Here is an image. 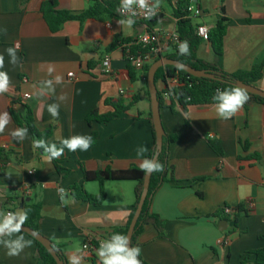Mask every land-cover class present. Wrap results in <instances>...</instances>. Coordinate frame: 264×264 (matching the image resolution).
<instances>
[{"label": "crops", "instance_id": "0c3cea01", "mask_svg": "<svg viewBox=\"0 0 264 264\" xmlns=\"http://www.w3.org/2000/svg\"><path fill=\"white\" fill-rule=\"evenodd\" d=\"M45 1L0 0V29H7L6 34L0 31V55L4 57L0 71H6L11 80L9 91L0 94V113L11 116L0 134V213L22 210L36 198L42 204L39 232L62 246L67 263L79 255L82 264H100L94 245L89 250L84 246L90 241L99 244L127 225L136 203L137 182L106 181L107 197L102 205L77 200L69 190L80 184L90 194L99 195L100 183L85 181L84 169L139 167L143 157L136 155V149L147 147L145 157L153 149L145 74L136 69L135 80L131 79L123 42L150 30L166 36L177 30L178 0H160L157 12L162 19L153 28L141 21L131 27L119 25L117 21L123 18L104 16L84 23L68 21L57 32L51 31L42 13ZM55 1L58 10L78 14L95 0ZM194 2L202 10L195 25L212 29L220 17L228 20L222 60L225 72L249 71L264 60V0ZM17 43L19 63L13 65L6 49ZM114 44L116 48L110 50ZM169 53L171 48L164 55ZM107 56L113 74L104 72L102 63ZM198 57L216 61L211 42L202 40ZM56 76L62 82L54 83L53 92L41 95L42 81H54ZM165 86L162 81L157 83L161 93ZM255 86L264 91V77ZM25 94L31 99L25 100ZM134 97H138L137 104L118 118L88 121L92 111L112 112L109 102L129 104ZM17 100L32 108L40 130L52 128L51 144L62 147L63 139L97 133L88 151L64 149L61 164L70 170L66 177L58 173L48 154L33 146L29 130L22 142L12 138L11 132L22 128L12 115V108L20 107L14 106ZM163 101L165 132L177 136L169 151L174 179L169 175L155 193L151 212L165 221V227L160 235L154 225L145 226L135 247L141 248L147 264H241L245 257L253 264V252L264 248V104L245 103L236 115L224 120L217 116L215 104L185 108L177 103L172 108ZM52 104L59 105L58 117L48 111ZM210 140L221 144L223 155L211 147ZM225 207L241 208L237 222L215 217ZM18 235L31 241V246L10 257L0 245V264H38L36 241L26 233Z\"/></svg>", "mask_w": 264, "mask_h": 264}, {"label": "trees", "instance_id": "16d2710c", "mask_svg": "<svg viewBox=\"0 0 264 264\" xmlns=\"http://www.w3.org/2000/svg\"><path fill=\"white\" fill-rule=\"evenodd\" d=\"M195 0H178L177 8H176V17L178 18L177 22V33L179 35L180 41H187L189 45V54L182 55L179 51V45L171 47V53L164 55L162 54L159 58H157L154 62L158 61L162 57L166 56L171 59H175L181 61L195 69L198 70H212L215 72L220 78L224 80L214 81L206 78H196L186 71L176 68L174 66H165L159 69L156 75V83L162 81L165 83V89L168 88L169 81L175 78H178L182 85L172 91L170 106L174 108V106L179 103L180 105L187 108L191 105H207V104H215L212 97L215 94L217 89H226L235 87L232 85V82L236 80H241L247 84L254 85L263 79L264 77V60L260 63L256 64L249 71H238L236 73L230 74L223 70L222 60L224 55V39L227 34V19L222 16L219 18L217 25L210 29V39L213 46L214 53L216 55V61L214 63L206 62L198 57V48L202 43V38L197 33L198 25L194 24V19L188 17L187 10L188 8L194 4ZM223 3V0H222ZM120 7V0H95L94 4L87 10L81 13H72L69 11H62L57 9V2L55 0H48L43 3L42 13L46 22L48 23L52 32H57L61 29V27L68 21H79L81 23L86 22L87 20L93 19L98 20L104 16L119 18L118 8ZM224 6H222V11H224ZM162 18L157 14L151 20L145 22L150 28H153L157 25V23ZM151 31V30H150ZM139 38H128L124 40V58L129 63V72L132 80H135L136 77V69L130 63V59L132 56L137 57L139 54L144 53L147 49H145L142 45L138 44ZM120 44V42H118ZM122 44V43H121ZM117 44H114L110 47V50L115 49ZM151 64H147L142 70L145 74L146 78V89L147 95L151 102V96L147 83V75L148 71L151 67ZM164 89V90H165ZM248 93V92H247ZM249 100L246 103V106L249 103L257 102L264 104V98L248 93ZM160 105L161 108L164 106V101L162 97V93L159 92ZM138 102V97H134L133 100L129 104H125L123 100H119L117 102H109L113 107V111L108 114H100L97 110L92 111L88 116V121H98V122H109L112 121L119 116L127 113L131 110L133 106H135ZM20 106L19 108H12V115L14 121L22 128H27L34 140L43 139L48 142L49 146L55 145L50 143V139L52 137L53 130L52 128L46 130H40L36 124L34 113L32 108L22 102L21 100H17L14 103V106ZM150 122L152 124V134L154 139V147L147 154L148 158L155 157L157 152V134L155 130V125L152 118V111L149 113ZM93 138V143L96 142L97 133H93L91 135ZM176 135H168L164 137L163 150L159 155V162L164 165L163 172H154L152 174L150 190L147 200L145 202L142 214L139 218V222L137 224L136 232L133 237V247H135L137 236L140 232H142L145 226L152 224L154 225L160 232V235H163V230L165 227V221L155 213L151 212L152 201L155 193L159 190L162 184L168 180L169 175H171L170 179H174V167L170 165V146L176 140ZM92 143V144H93ZM211 147L220 155H223V149L221 144L218 141H209ZM59 148L58 145H55ZM39 151L44 152L49 155L43 148H37ZM52 162L58 171V173L62 177H66L70 170L63 167L61 164V156L58 159H52ZM84 171V179L85 181H96L101 185V190L99 195H92L87 192L83 185L76 184L70 188V194L77 200L89 202L94 205H102L106 200L107 193L105 190L106 181H127L132 180L137 182L136 187V203L133 207L132 213L128 220V223L123 228L115 229L113 233H120L127 236L129 227L134 218V215L139 206L143 188H144V180L145 173L137 166H131L125 170H115L112 167H108L106 169H99L96 171H88L86 169ZM227 209L233 210V213H227ZM23 210L28 211V219L25 222V226L30 227L36 231H39V223L42 218V204L36 201V198H31L30 202L25 203ZM241 213V208L238 210L232 209L230 207H225L218 211L215 214L217 218H224L227 221H232V219L237 222L239 215ZM33 238V237H32ZM34 239V238H33ZM264 239V236L261 237ZM36 257L38 260V264H57L54 257L48 251V249L38 242L36 239ZM56 248L59 250V255L61 259L66 260L65 255L62 251V246H59L53 243ZM96 249H98L99 244H93ZM255 256L253 264H264V248L256 250L253 252ZM141 261L144 264H147L142 257L140 256ZM93 262L97 261L96 256L92 257ZM250 263L249 258L245 257L241 264Z\"/></svg>", "mask_w": 264, "mask_h": 264}, {"label": "clouds", "instance_id": "9594fccd", "mask_svg": "<svg viewBox=\"0 0 264 264\" xmlns=\"http://www.w3.org/2000/svg\"><path fill=\"white\" fill-rule=\"evenodd\" d=\"M160 0H120V7L118 12L121 15H126V19L118 20L119 25H127L131 27L135 20L133 17L138 13H143L146 18H151L156 14L159 7ZM6 34L7 29H0ZM19 44L14 47L6 49L10 58L9 62L13 65L19 63L17 52ZM179 51L182 55L189 54V45L187 41L179 44ZM4 67V57L0 55V69ZM53 68H49L48 72L52 73ZM62 82V77L56 76L54 81L52 79L42 81V88L40 94L54 91V83ZM11 87V80L6 71H0V94L9 91ZM215 102V111L219 118L228 120L231 119L238 111L242 109L245 103L249 100V95L244 88L231 87L226 89H217L212 97ZM48 111L53 117L59 116V105L52 104L48 106ZM11 122V116L8 112L0 113V134L5 131L6 126ZM27 128H17L11 132L12 138L17 142H22L27 138ZM93 138L90 135H75L61 141L62 147L57 148L55 145L49 146L48 142L43 139L34 140L33 146L43 148L49 153V159H58L64 154V149L75 152L88 151L92 146ZM148 152L147 147L141 145L136 149V155L143 157L139 167L145 175H151L154 172H163L164 165L159 162L154 156L152 158L145 157ZM62 195L64 189H59ZM28 219L27 210H19L16 212L0 213V245L7 249L8 256H18L26 248L31 246V241L25 240L22 235H18L22 226ZM14 237V238H13ZM97 256L100 264H142L140 259L141 248L130 246L129 238L120 233H113L108 239L102 240L97 249ZM69 264H82V257L73 255L69 258Z\"/></svg>", "mask_w": 264, "mask_h": 264}, {"label": "water", "instance_id": "95a60500", "mask_svg": "<svg viewBox=\"0 0 264 264\" xmlns=\"http://www.w3.org/2000/svg\"><path fill=\"white\" fill-rule=\"evenodd\" d=\"M165 66H174L176 68L182 69L196 78H206V79H210L214 81L224 82V80L220 78L212 70H198L181 61L171 59L166 56L162 57L161 59H159L158 61L154 62L151 65L148 71V75H147V83H148V88H149V92L151 96L152 118H153L155 130L157 134V152L155 155V158L157 160H159V155L163 150L164 137L166 136V132H165V129L162 123L161 105H160V98H159V90L157 88V83H156V75L159 69ZM232 85L235 87L238 86V87L244 88L248 93L264 98V91L257 88L254 85L247 84L241 80H236L232 82ZM152 174L145 176L142 197H141L139 206L137 208V211L134 215V218L131 222V225L127 233V237L129 238V241H130V246L132 247H133V237L136 232L137 224L142 214L147 197L149 195ZM20 202L23 204L24 200L21 199ZM21 232L30 235L31 237L36 239L38 242H40L42 245H44L48 249V251L51 253V255L54 257L57 264H68L66 260L61 259L59 255V250L56 248L53 242L47 237H45L43 234H41L39 231H36L30 227L23 225ZM142 264L144 263L142 262Z\"/></svg>", "mask_w": 264, "mask_h": 264}, {"label": "built area", "instance_id": "2783aa9c", "mask_svg": "<svg viewBox=\"0 0 264 264\" xmlns=\"http://www.w3.org/2000/svg\"><path fill=\"white\" fill-rule=\"evenodd\" d=\"M187 13L188 17L195 19L202 15V10L196 4H192L188 8ZM157 14L158 12L156 11V14L154 16H156ZM119 15L121 18L126 19V15H121L120 13ZM154 16H152L151 18H146L143 13H138V15L133 17V19L135 20V22H147ZM197 33L204 41H208L210 39V28L205 24L198 25ZM180 43L181 41L177 30H175L168 36L158 31H148L144 35L140 36L138 40V44L142 45L147 50L144 53L139 54L137 57L132 56L130 59V63L135 67V69L142 71L147 64H151L162 54H164L166 50H168L172 46H177ZM102 65L105 73L113 74L112 62L109 56L104 58ZM70 77H75V74L70 73ZM24 82H27V79H24ZM181 85L182 83L178 78L169 81L168 88H166L162 93V97L165 102L170 103L172 91L180 87ZM121 93L124 95L125 91L122 90ZM24 99L30 100L31 95L25 94ZM31 174H33V171H31ZM226 211L227 213H233V210L231 209H227ZM92 246L93 241H90L85 244L84 249L89 250L90 248H92Z\"/></svg>", "mask_w": 264, "mask_h": 264}]
</instances>
